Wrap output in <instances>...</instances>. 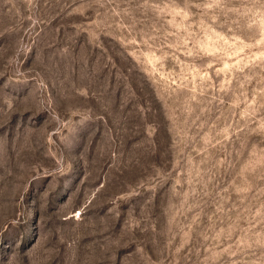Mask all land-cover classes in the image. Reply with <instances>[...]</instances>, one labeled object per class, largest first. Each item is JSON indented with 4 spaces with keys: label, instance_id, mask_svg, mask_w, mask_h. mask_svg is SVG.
Segmentation results:
<instances>
[{
    "label": "rangeland",
    "instance_id": "1",
    "mask_svg": "<svg viewBox=\"0 0 264 264\" xmlns=\"http://www.w3.org/2000/svg\"><path fill=\"white\" fill-rule=\"evenodd\" d=\"M0 264H264V0H0Z\"/></svg>",
    "mask_w": 264,
    "mask_h": 264
}]
</instances>
